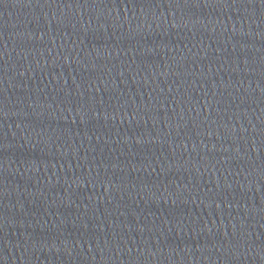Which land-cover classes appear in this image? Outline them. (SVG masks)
<instances>
[{
    "label": "water",
    "instance_id": "water-1",
    "mask_svg": "<svg viewBox=\"0 0 264 264\" xmlns=\"http://www.w3.org/2000/svg\"><path fill=\"white\" fill-rule=\"evenodd\" d=\"M0 264H264V0H0Z\"/></svg>",
    "mask_w": 264,
    "mask_h": 264
}]
</instances>
